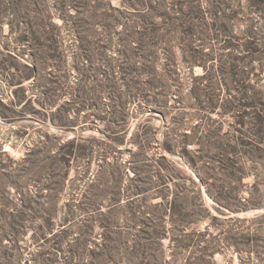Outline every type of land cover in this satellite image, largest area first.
Listing matches in <instances>:
<instances>
[{
  "label": "trees",
  "instance_id": "16d2710c",
  "mask_svg": "<svg viewBox=\"0 0 264 264\" xmlns=\"http://www.w3.org/2000/svg\"><path fill=\"white\" fill-rule=\"evenodd\" d=\"M118 1L0 0V33L7 25L9 40L0 66L13 86L0 97V119L16 124L17 138L38 132L18 157L0 142V264H166V247L207 264L223 233L213 235L211 222L198 228L218 219L210 207H264V100L243 102L236 121L252 120L254 138L232 141L219 127L187 130L198 103L217 105L204 89L192 85L178 105L172 96L180 91L174 46L205 68L200 44L226 29L218 21L226 4L211 5L207 22L203 0ZM247 4L263 10L262 0ZM63 28L77 39L69 66L76 75ZM188 102L196 110H184ZM222 105L233 109L229 99ZM147 109L157 114L140 116ZM153 117L163 120L161 139ZM48 126L89 133L62 138ZM260 226L245 245L258 240ZM29 229L31 258L21 242Z\"/></svg>",
  "mask_w": 264,
  "mask_h": 264
},
{
  "label": "rangeland",
  "instance_id": "374dc122",
  "mask_svg": "<svg viewBox=\"0 0 264 264\" xmlns=\"http://www.w3.org/2000/svg\"><path fill=\"white\" fill-rule=\"evenodd\" d=\"M218 0H203L201 6L207 14V22H211L209 7H216ZM226 6L224 13L218 11V21L227 23L225 30L218 31L212 29L211 33L203 39L200 47L207 53V61L205 68L202 65L191 64L180 57L181 51L176 45L174 49L179 57L178 65V82L180 91L175 92L173 97H177L179 102H175L173 98L170 102L180 103L181 94H186L192 85L204 89L217 105L214 110H211L202 101L196 106V114L193 116L186 114L187 130L195 125L201 127H219L222 132H226L232 136V141L236 138L250 136L254 138L253 122L248 120L246 125L238 124L236 121L239 114L242 113V103L248 101L264 100V0H262V9H255L247 4L248 0H222ZM112 5H119L118 0H111ZM58 24L61 23L59 18H54ZM220 23V22H219ZM249 25H252V31L247 32ZM7 25H4L0 33V58L6 52L4 47L8 43V39L2 35L7 32ZM67 44H71L67 49V66L71 65L73 60L74 44H77V39L74 37L75 32H69V29H62ZM200 42V40H197ZM12 44V43H11ZM13 51L12 46L9 47ZM112 55L117 54L116 50L109 51ZM27 55L19 57L21 62L26 61ZM51 68V66H50ZM73 75L77 71L72 66L69 67ZM8 72L0 66V97L5 101L12 94V85L8 83ZM75 77V76H72ZM73 79V78H72ZM27 83V81H26ZM29 91V88H28ZM69 95H67L68 98ZM231 100L233 109L228 111L223 109V101ZM103 100L109 101V96H104ZM192 102L193 100H188ZM188 102V103H189ZM184 110L194 111L196 108L189 106ZM148 114H157L153 110L147 109L140 116L145 117ZM26 121V120H25ZM138 121V118L132 117L131 128ZM27 122V121H26ZM154 125H159L160 129L157 138L161 139L163 120L159 117L150 119ZM15 123H6L0 119V142L2 149L7 150L11 155L18 157L26 148L27 144H31L33 138L37 136V131L32 128L31 133H27L23 138H17L13 129ZM49 132L55 131L54 127L48 126ZM86 134L89 130H86ZM7 138L6 142H3ZM15 144V146H13ZM1 147V146H0ZM155 149V148H154ZM242 151V147H238ZM153 151V149L151 150ZM123 157L128 156V152L122 153ZM172 157H176L173 156ZM254 180V175L244 178L243 183H250ZM262 187H264L262 185ZM66 198V196H64ZM211 200L206 198V204L210 205ZM211 208L210 215L218 216V219L211 221V218H206L199 223L200 229L211 222L210 229L215 235L220 230L223 231L218 237V242L215 251L212 255L206 257L207 264H264V218L255 219L257 215L264 213L257 209H248L246 211L230 212L229 214H220L215 209ZM263 208V207H261ZM261 225V226H260ZM261 227L258 240L252 244L245 245L243 241L252 234L256 227ZM31 229L21 241L28 250L25 253L27 258H31L37 247L32 243L30 238ZM248 233V235H247ZM167 240H165V243ZM196 253L190 251H182L175 253L171 248L166 247L164 252L165 259L170 262L166 264H196L189 263V259L193 260ZM31 261V260H30ZM62 259L56 261V264H61Z\"/></svg>",
  "mask_w": 264,
  "mask_h": 264
},
{
  "label": "water",
  "instance_id": "95a60500",
  "mask_svg": "<svg viewBox=\"0 0 264 264\" xmlns=\"http://www.w3.org/2000/svg\"><path fill=\"white\" fill-rule=\"evenodd\" d=\"M55 131L62 137V138H69L75 135H80V134H86V130H62V129H55ZM258 211H264L263 208L257 209Z\"/></svg>",
  "mask_w": 264,
  "mask_h": 264
}]
</instances>
